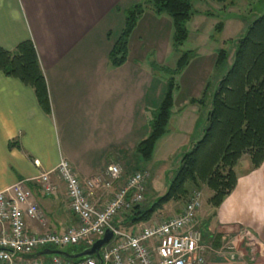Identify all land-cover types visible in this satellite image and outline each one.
<instances>
[{
	"label": "crops",
	"instance_id": "0c3cea01",
	"mask_svg": "<svg viewBox=\"0 0 264 264\" xmlns=\"http://www.w3.org/2000/svg\"><path fill=\"white\" fill-rule=\"evenodd\" d=\"M145 1L0 0V49L13 52L20 44L31 41L49 92L50 113H46L31 87L0 72V192L20 182L32 191L46 227L28 222L30 233L63 232L77 225L65 186L55 172L61 160L71 164L90 201L98 208L108 204L119 183L110 187H91L89 183H106L112 165H120L124 174L132 163L141 165L136 149L150 134V122L162 103L168 82L160 75L164 72L155 73L160 67L151 61L150 53L154 52L160 61L161 53L166 56L169 50L176 57L171 19L147 11L131 35L126 63L114 67L109 55L125 27V12ZM215 4L213 0L195 1L197 14L188 24H194L195 29L198 21L212 22L205 13ZM226 29L227 26L221 37ZM210 37L203 42L208 47L196 44V51L212 49L210 70L198 75L194 87H178L168 133L157 143L152 160L144 165L143 171L152 173V163L160 160L158 169H164L167 186L182 160L175 164L176 159L203 138L212 97L229 70L228 66H217L218 53L225 50L228 42L222 40L219 45L214 41V47H210ZM147 47H151L149 52ZM177 60L176 57V64ZM209 75L216 77L211 91V85L206 87ZM203 98L204 106L190 103ZM169 160L172 165H167ZM235 172L237 186L221 207L215 209L209 204L212 193L200 209L198 221L207 248L204 264H264V162L255 169L251 158L243 156ZM43 175H48L56 187L50 197L41 191ZM188 188L194 189L192 185ZM183 209L182 202H171L139 226L177 216ZM137 226L123 227L136 232L140 230ZM242 234L255 247L254 251L242 250L243 254L237 257L227 250L221 252L230 242H238ZM218 235H222L219 250L213 246Z\"/></svg>",
	"mask_w": 264,
	"mask_h": 264
},
{
	"label": "trees",
	"instance_id": "16d2710c",
	"mask_svg": "<svg viewBox=\"0 0 264 264\" xmlns=\"http://www.w3.org/2000/svg\"><path fill=\"white\" fill-rule=\"evenodd\" d=\"M195 1L198 0H146L133 6L125 12V27L110 52L111 64L114 67L123 66L128 58L131 35L140 18L147 11H153L157 15L165 14L171 19L174 29L173 49L179 58L174 69L164 71L160 68V71L168 73L170 77L162 103L150 122V134L137 146L136 152L143 165L137 172H143L144 165L152 160L157 143L168 133L174 95L178 89L176 77L185 71L193 57V52L181 54L179 48L189 39L187 25L197 14L194 9ZM213 1L226 7L235 6L237 3V0ZM247 1L251 4L254 2V0ZM260 1L264 2V0ZM222 29L223 22L216 27L215 32L220 36ZM226 52V50L219 51L218 68L227 66L229 56ZM0 72L31 87L41 108L46 113H50L47 83L39 64L37 51L31 41L20 44L13 52L0 49ZM190 103L204 106L205 100L204 98L192 100ZM211 104L212 109L207 116L204 136L182 157L179 168L175 171L173 179L169 181L168 192L155 200L150 209L144 210L141 205L123 214L125 215L123 226L147 223L167 204L182 202L194 192L203 195L200 191L202 186H206L214 194L209 204L218 209L237 186L235 168L243 156L247 155L251 158L255 169L262 166L264 162V14L249 24L243 37L235 44L234 61L219 82ZM189 185L195 190H189ZM221 240L222 235L214 239L215 249L221 248ZM86 248L88 247L82 246L78 249L53 250L74 254Z\"/></svg>",
	"mask_w": 264,
	"mask_h": 264
},
{
	"label": "built area",
	"instance_id": "2783aa9c",
	"mask_svg": "<svg viewBox=\"0 0 264 264\" xmlns=\"http://www.w3.org/2000/svg\"><path fill=\"white\" fill-rule=\"evenodd\" d=\"M55 172L65 186L70 211L77 225L63 232L30 233L28 222L46 227V219L34 202L32 191L23 182L17 183L0 192V264L205 263L207 248L198 221L202 194L194 192L177 216L153 223L136 232H128L120 217L143 204L151 178L149 172H135L125 180L120 167H109L106 183L103 180L89 183L91 187L100 184L110 187L123 181L103 208L92 204L71 164L61 160ZM40 183L45 197H50L55 192L56 187L48 175H43ZM107 230L114 233V239L101 250L99 258L79 262L66 261L57 256L48 260H43V257L26 259L45 250L91 247ZM241 237L243 241L246 238L243 234ZM225 250L233 257L238 256L231 247H225L221 252Z\"/></svg>",
	"mask_w": 264,
	"mask_h": 264
},
{
	"label": "rangeland",
	"instance_id": "374dc122",
	"mask_svg": "<svg viewBox=\"0 0 264 264\" xmlns=\"http://www.w3.org/2000/svg\"><path fill=\"white\" fill-rule=\"evenodd\" d=\"M237 3L238 4H236L235 6H232V7H230V6L226 7L224 5H219L216 3L215 8L214 7L210 8V10L208 9V11L205 13V14H207L208 18H211L212 22L204 23V22L198 21L197 27L195 29H194V24L193 25L188 24L187 28L189 30V39L179 49H180L181 54L193 52L192 53L193 57H192V60L190 62L191 64L186 68V70L180 76L176 77L178 87H180V88L183 87L182 90L184 88H187V86H189L191 88L194 87L195 81L198 78H200L198 75H201V72H206V71L210 70V66H209L210 59H211V56H213L212 55L213 54L212 49L210 52L208 49H205V48L198 49L196 51V44L198 47H208L203 42H205L207 37H209V36L212 37V40L210 37V41H209L210 47L211 46L214 47V45H215L214 41H217L220 45L222 40H226L224 43L227 44V42H228V44L227 45L224 44L225 48H223V49H225L227 51L226 53L229 56L228 61H227V66L230 67L234 61L235 44L243 37V34H245L244 31L247 30V28L245 29V26H249V24L255 18H259L260 16H262L264 14L263 13L264 12V2H262L260 0H254V2L250 5H248V2H246L244 0H237ZM198 5L200 7L202 6V4H199V3H198ZM208 14H210V15L208 16ZM222 22H223L222 32L225 29V27L227 26L226 31L223 33V35L225 36L224 38H223V35L221 37L215 32L216 27ZM201 29H204V31ZM194 40H195V42H194ZM171 42H172V39H171ZM221 46H223V45H221ZM167 48L170 49V47H167ZM150 50H151V47H147V51L149 52ZM150 54L153 58V59H151V61L154 62L155 66L163 68L164 71H167L168 69H171V68L174 69L176 67V65H174V64H176L175 63L176 57H177V59L179 58L178 55H176V57H175L172 54V52H170V50L168 53H166V56H165V53H161V56H162L161 60H163V61L158 60V57L156 55H154V52H152ZM197 56H199V57L196 58ZM194 58H196V59L194 60L195 62L193 63ZM160 68H158L157 70L155 68L156 74L161 73V72H159L161 70ZM212 70L215 72L214 68H212ZM164 73H162L160 75L169 79L170 76L168 75V73H166V72H164ZM216 73L218 74L217 71H216ZM204 74H206V73H203V75ZM208 77L211 79L207 83L208 85H206V87L211 85V89H210V91H211L213 88V85L215 84L216 77L213 75H209ZM179 91L181 93V90H179ZM184 92L187 93L188 90L185 89ZM175 94H178V89L175 92ZM188 151H189V149L187 150V152ZM179 154L180 153H177V157H179ZM156 157L154 158V160L156 159ZM180 159H182V158L176 159L175 164H177L180 161ZM170 160H172V162H175V158L172 159V157H171ZM170 160L167 162V165H172L171 163H169ZM159 161L155 160V162L152 163L153 164L152 166H154L152 168V173H151V170H147V172H149L151 177H152V175H154V174L155 175L152 178L153 180H152L150 188H149L150 192L145 194V200L142 204V207L144 206V210L150 209L153 206L155 200L164 196L168 192L169 186H167V182H166L164 175H163L164 169L162 168V169H160V171L158 169V167H159L158 164L160 163ZM117 166L121 167L120 165H117ZM141 166L142 165H140V162H138V164L136 166L134 163H132L130 165V168H125L126 174H124V172H123V178L126 180L133 173L140 171L139 169ZM168 168L170 170H172L171 167H168ZM157 169H158V171H157ZM169 175L170 174H168V177H170ZM122 183H123V181L119 183L117 189L122 185ZM200 191L203 193L202 205H206L207 204V198H208V196H210L212 194V192L206 186H202ZM188 199H189V197L187 199H185L184 201H182V204L185 205V203ZM124 216L125 215H121V217H120L121 222H123ZM142 227H144V226L138 225L137 230L141 229ZM128 229L129 228H127L126 230H128ZM128 231H130V230H128ZM225 247L233 248L234 253H237L238 256H241L243 254L242 250H244V251L245 250H253L254 251V248H255L254 246L251 245V243L248 240L245 239L243 241L241 236H240L238 242L232 241L228 245H226ZM63 250H66V249H63ZM50 258L51 257H43V260H48Z\"/></svg>",
	"mask_w": 264,
	"mask_h": 264
},
{
	"label": "water",
	"instance_id": "95a60500",
	"mask_svg": "<svg viewBox=\"0 0 264 264\" xmlns=\"http://www.w3.org/2000/svg\"><path fill=\"white\" fill-rule=\"evenodd\" d=\"M113 239L114 233L111 230H107L105 235L100 240L96 241L91 247H88L81 252L70 254L59 250H45L33 256L26 257V259L31 260L42 257L57 256L66 261L74 262L94 257L99 258L101 250L107 247L113 241Z\"/></svg>",
	"mask_w": 264,
	"mask_h": 264
}]
</instances>
